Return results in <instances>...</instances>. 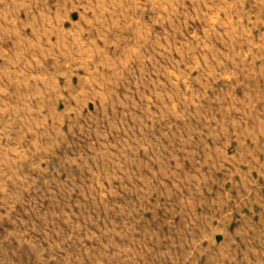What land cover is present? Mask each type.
Segmentation results:
<instances>
[{"label":"rangeland","instance_id":"1","mask_svg":"<svg viewBox=\"0 0 264 264\" xmlns=\"http://www.w3.org/2000/svg\"><path fill=\"white\" fill-rule=\"evenodd\" d=\"M58 2L0 47V264H264V0Z\"/></svg>","mask_w":264,"mask_h":264},{"label":"crops","instance_id":"2","mask_svg":"<svg viewBox=\"0 0 264 264\" xmlns=\"http://www.w3.org/2000/svg\"><path fill=\"white\" fill-rule=\"evenodd\" d=\"M13 0H9V2H1L0 4H9L12 6L14 2ZM61 1V0H59ZM61 3L63 2H58L56 1L55 5L53 6L51 1H45L44 3H39L36 4V9L37 5H43L44 9L42 12H39V14L35 15L32 17V15H28L27 19L24 21V23H12V25L8 24L9 20V15H6L2 12H0V47H12L13 49L15 48H20L24 47L27 50H29L31 47H43L44 45L49 44V42L52 40L51 36L52 33L48 30H52L53 27L56 28L54 31V37L56 39V47H59L64 50V39H63V28L58 24L60 20V14H58V9H56V12L51 10V12H55L54 18L53 16H49L48 8H53L57 6H60ZM59 4V5H58ZM47 11V12H46ZM46 12V13H45ZM40 16V14H43ZM12 18L15 17L14 14L10 13ZM31 18V19H30ZM29 19V22H28ZM19 20V16L18 19ZM65 21H67V17L65 18ZM26 23V24H25ZM26 26V27H25ZM29 30V35L26 36L24 34V31ZM53 31V30H52ZM49 46V45H48ZM20 51V49H19ZM40 56V55H39ZM0 58H5L4 56L0 54ZM31 62V61H28ZM47 62H42L40 63L37 62L35 68L37 67V71H49L51 68L47 65ZM34 68V67H33ZM32 68V69H33ZM20 68H19V61L15 59L14 57H10L9 60H5L2 64L0 63V79L3 80V87L0 88V90L8 91L12 95H16L21 93V83L18 81V79L23 78V76L20 75ZM48 74V73H47ZM52 75V74H50ZM43 77L46 75H42ZM17 79V82L15 81ZM53 78H51L52 80ZM43 87V83H40L36 81V85ZM26 88V87H25ZM52 89V84L50 86ZM49 85H45L43 87V90L46 92V94L49 96V93H52V90H50ZM49 102H42V107L41 108H48ZM51 108V106H49ZM13 109V108H12ZM19 109H27V108H20ZM207 159V158H206Z\"/></svg>","mask_w":264,"mask_h":264}]
</instances>
